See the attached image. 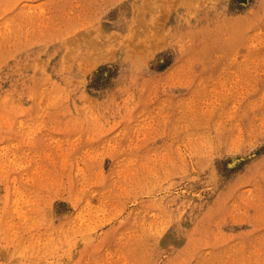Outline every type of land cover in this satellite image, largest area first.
I'll return each instance as SVG.
<instances>
[{
	"label": "rangeland",
	"instance_id": "374dc122",
	"mask_svg": "<svg viewBox=\"0 0 264 264\" xmlns=\"http://www.w3.org/2000/svg\"><path fill=\"white\" fill-rule=\"evenodd\" d=\"M0 264H264V0H0Z\"/></svg>",
	"mask_w": 264,
	"mask_h": 264
}]
</instances>
